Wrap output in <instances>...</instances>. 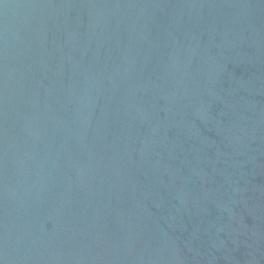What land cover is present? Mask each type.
I'll use <instances>...</instances> for the list:
<instances>
[{"label":"water","instance_id":"95a60500","mask_svg":"<svg viewBox=\"0 0 264 264\" xmlns=\"http://www.w3.org/2000/svg\"><path fill=\"white\" fill-rule=\"evenodd\" d=\"M0 264H264V0H0Z\"/></svg>","mask_w":264,"mask_h":264}]
</instances>
